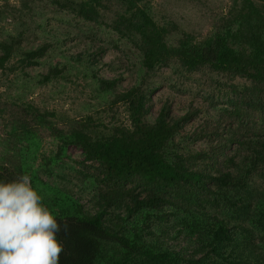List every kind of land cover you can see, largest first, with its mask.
<instances>
[{
    "label": "trees",
    "instance_id": "obj_1",
    "mask_svg": "<svg viewBox=\"0 0 264 264\" xmlns=\"http://www.w3.org/2000/svg\"><path fill=\"white\" fill-rule=\"evenodd\" d=\"M204 1L205 35L185 24L195 17L167 12L177 0H163L167 11L158 12L152 0L0 5V24L17 22L0 36L5 92L78 79L90 87L84 106L92 113L75 118L0 96L8 124L0 182L31 177L60 224L59 264H264V0H227L226 9L225 0L215 9ZM46 7L86 26L88 48L30 76L55 49L21 45L29 32L45 33ZM109 50L127 61L112 80L98 76ZM125 73L134 83L118 90ZM165 83L170 96L201 106L176 116L167 99L152 120V97ZM178 240L186 245L169 244Z\"/></svg>",
    "mask_w": 264,
    "mask_h": 264
},
{
    "label": "rangeland",
    "instance_id": "obj_2",
    "mask_svg": "<svg viewBox=\"0 0 264 264\" xmlns=\"http://www.w3.org/2000/svg\"><path fill=\"white\" fill-rule=\"evenodd\" d=\"M204 0H177L176 4H173L169 7L163 3V0H152L156 11H160V9H165L168 13H172V18L176 21L188 20L190 18H194V20L185 23L196 31H201L202 35H205L211 26L210 19L204 20L201 18L200 12L201 9L200 2ZM219 0H205L204 4H206L209 8H218L217 3ZM224 6L228 4V1ZM7 3L9 6H17L19 7L18 0H0V5ZM164 5V6H163ZM161 7V8H160ZM45 11H48L46 14V25H44L45 33H42L40 30H37V35H33L32 32H29V35L24 36L21 39V45L25 49L36 48L43 43H52L55 47L54 51L47 57L45 61V65L42 67H37L33 69H29L27 74L30 76H36L40 73H46L49 67V64L63 63L66 64L69 62V57H75L79 53L83 52L86 47L84 43L81 41L83 37L80 34V30L86 29L82 23L72 19L69 16H63V14H58L54 16V13L49 10L48 7L45 8ZM43 11L44 13H46ZM197 13V14H196ZM11 22L10 19H7L6 22L0 24V36L3 35L2 31L5 32H13L15 24ZM32 29H34L32 27ZM102 33V32H101ZM99 35H101L99 33ZM98 38V37H97ZM118 58V60H117ZM127 64V61L122 56H119V53L116 50H109L106 54L101 56V62L98 64L99 77L112 80L123 73L124 65ZM12 78V76H10ZM124 80L120 82L118 86V90L128 89L134 83V76L130 77L128 73H125ZM1 83V82H0ZM14 87V86H13ZM186 88L185 86L183 87ZM15 89V87H14ZM12 89L11 91L5 92V86H0V96L2 98V102L9 100L11 102L13 98L20 97L21 100L31 101L35 104V106L40 107L42 109L56 111L58 114H62L67 112L69 117L75 118L78 115H84L87 113H92L89 111V107L84 106V103L87 102V98L90 94V87L82 80L78 79L74 83L69 81H59L54 85H49L45 88H37L31 89L30 93L19 94L18 90ZM170 93H175L170 91L168 85L165 83L161 86L160 90L152 97L153 107L150 113L151 119H155L157 113L161 107L163 101L169 99V103L173 107V114L176 116H182L186 113L187 108L190 104H194L197 107H200V100H193L189 95L181 96L180 94H176L172 97ZM9 112V110H7ZM7 117V115H5ZM120 119L123 120V117L120 116ZM110 119L108 118L107 121ZM8 124L4 120H0V130L3 126H7ZM198 121H193L189 126H192V130H197ZM188 132L190 128L186 129ZM80 151L74 148H70L68 151V155L73 160H81ZM74 192H77V189L74 187ZM86 198L83 199V203H85ZM180 243V244H179ZM169 244L178 245L180 247L185 246L186 244L182 242V240H178L176 242H170ZM191 251V250H190ZM189 252V251H188ZM190 253V252H189Z\"/></svg>",
    "mask_w": 264,
    "mask_h": 264
},
{
    "label": "clouds",
    "instance_id": "obj_3",
    "mask_svg": "<svg viewBox=\"0 0 264 264\" xmlns=\"http://www.w3.org/2000/svg\"><path fill=\"white\" fill-rule=\"evenodd\" d=\"M59 231L29 175L0 182V264H59Z\"/></svg>",
    "mask_w": 264,
    "mask_h": 264
}]
</instances>
